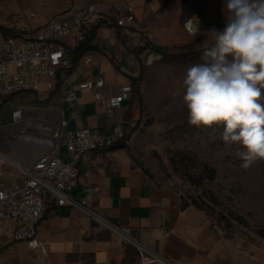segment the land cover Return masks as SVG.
<instances>
[{"label": "crops", "instance_id": "crops-1", "mask_svg": "<svg viewBox=\"0 0 264 264\" xmlns=\"http://www.w3.org/2000/svg\"><path fill=\"white\" fill-rule=\"evenodd\" d=\"M180 1L0 0V26L9 30L21 23L34 27L42 25L59 14L89 3H96L102 13L94 23V50L84 53L92 54L88 65L80 57L71 71L61 72L57 92L42 89L39 93H21L43 95L39 99H47L53 108L63 110L71 129L82 126L93 133L107 134L117 123H122L124 132H127L139 114V106L133 98L108 114L90 91H78L77 117L70 118L71 107L64 101V93L71 85L98 75L106 80L103 94H114L122 85L131 84L141 75L143 66L160 57L151 49L136 57V47L147 41L166 45L172 38L175 40L173 34L177 30L191 35L184 28L183 21L200 17L191 2L181 6ZM127 6L133 8L135 19L127 27H119L115 19L126 12ZM178 7L182 8L181 12H177ZM31 13L35 14L33 18H23ZM61 155L70 158L64 149ZM84 185L95 188L93 205L97 211L114 223L129 227L137 239L164 254L174 264H262L225 252L216 242L211 246L210 242L199 238L198 231L179 215L154 182L138 170L125 145L84 154L79 163L77 195ZM37 230L36 238L13 245L5 258L0 250V261L12 260L15 264H140L132 246L78 210L57 207L50 197L46 198Z\"/></svg>", "mask_w": 264, "mask_h": 264}, {"label": "rangeland", "instance_id": "rangeland-1", "mask_svg": "<svg viewBox=\"0 0 264 264\" xmlns=\"http://www.w3.org/2000/svg\"><path fill=\"white\" fill-rule=\"evenodd\" d=\"M202 1L214 20L226 24L227 0ZM213 29L223 30L204 24L201 19L197 31L190 36L177 30L175 35L172 33L175 40L172 38L166 45L145 43L161 47L168 54L189 56L168 60L158 53L157 61L142 67L140 92L133 89L131 96L139 106V114L134 126L125 132V136L130 134L126 147L138 170L154 182L179 215L198 231L199 238L211 246L216 242L225 252L264 264V161H257L247 170L241 168L242 161L234 155L238 145H228L220 137L225 125H190L183 101L187 69L202 62L201 55L196 53L214 43L209 34ZM43 97L34 93L0 94V135L6 137L13 132L12 113L19 107L25 108L28 117L44 120L45 108L54 105L47 99H39ZM46 125L41 121L35 123L40 131ZM39 135L13 138L10 145L14 153L19 156L28 148L34 151L26 156V161L35 158L43 140ZM1 173L5 178H18L7 166L2 167ZM23 242L3 247L4 258L13 245ZM1 255L0 252V260ZM0 264L15 263L7 260Z\"/></svg>", "mask_w": 264, "mask_h": 264}, {"label": "built area", "instance_id": "built-area-1", "mask_svg": "<svg viewBox=\"0 0 264 264\" xmlns=\"http://www.w3.org/2000/svg\"><path fill=\"white\" fill-rule=\"evenodd\" d=\"M190 2L181 0L180 5ZM181 10V7L177 8V12ZM101 14L96 3H89L36 27L21 23L6 33L0 31V94L39 93L42 88L49 92L56 90L59 75L72 66L75 48L87 39ZM34 16L31 13L23 18ZM134 19L133 8L127 6L126 12L115 22L119 27H127ZM196 20L185 19L184 28L190 33L196 31L194 27L198 29L200 19ZM91 59L90 53L81 57L86 65ZM105 85L102 75L71 85L64 93V101L71 107L70 118L77 117L78 91H90L108 114L131 99L133 87L130 83L122 85L114 94H103ZM45 109L44 120L28 117L24 107L15 109L10 124L14 127L13 132L6 137L0 135V250L12 242L30 241L37 237V224L43 217L46 198L50 197L57 207L78 210L132 246L140 264H174L164 254L137 239L129 227L114 223L97 211L93 205L94 187L84 185L79 188V195L75 193L82 156L113 147L125 134L123 124L117 123L107 134L93 133L82 126L71 129L63 110ZM39 121L47 124L41 131L35 127ZM23 134H41L43 139L32 160L26 161V156L34 150L23 149L17 156L10 145L13 138L18 136L19 139ZM63 149L70 155L69 159L61 155ZM3 166L11 169L18 178L3 177Z\"/></svg>", "mask_w": 264, "mask_h": 264}, {"label": "clouds", "instance_id": "clouds-1", "mask_svg": "<svg viewBox=\"0 0 264 264\" xmlns=\"http://www.w3.org/2000/svg\"><path fill=\"white\" fill-rule=\"evenodd\" d=\"M209 34L214 43L183 80L188 123H223L221 139L238 145L247 170L264 161V0H227L226 26Z\"/></svg>", "mask_w": 264, "mask_h": 264}, {"label": "trees", "instance_id": "trees-1", "mask_svg": "<svg viewBox=\"0 0 264 264\" xmlns=\"http://www.w3.org/2000/svg\"><path fill=\"white\" fill-rule=\"evenodd\" d=\"M192 6H193V10L194 12L202 19V21L210 26H213L215 28H224L226 26L225 23H221L218 22L216 20H214L209 13L207 12V10L204 8L203 4L201 3L200 0H192ZM9 29H6L2 26H0V31L6 33L8 32ZM96 36V27L93 26L92 29L89 32V35L87 37V39L83 42H81L74 50V59H73V64L72 66L68 69V71H71L72 68L76 65L77 61L80 59V57L83 56V54L87 51L90 50H94V45H93V41L95 39ZM146 49H151L154 50L156 53H159L163 58L168 59V60H173V59H181V58H185L187 56H189V54L185 53V54H168L166 53L161 47L155 46V45H150V44H146V45H140L138 47L135 48L134 50V54L137 57L139 54H141L144 50ZM202 51L197 52V55H202ZM142 80V76L140 75L137 78H134L132 80V87L133 89H135V91L140 92V83ZM139 100L142 103V97L139 93ZM134 131V129L132 130ZM131 131V132H132ZM130 134L126 135L125 137H123L122 139H120L115 145L117 146H126V142L129 139Z\"/></svg>", "mask_w": 264, "mask_h": 264}]
</instances>
